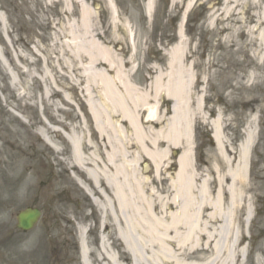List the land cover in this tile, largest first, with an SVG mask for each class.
I'll return each instance as SVG.
<instances>
[{"label":"rangeland","instance_id":"374dc122","mask_svg":"<svg viewBox=\"0 0 264 264\" xmlns=\"http://www.w3.org/2000/svg\"><path fill=\"white\" fill-rule=\"evenodd\" d=\"M78 1L0 0V264H93L89 252L101 249L97 221L103 215V208L93 199L95 195L84 188L89 190L93 185L86 172L93 168L100 171L98 175L102 174L98 162L108 164L107 154L111 156L113 147L122 145L129 124L120 109H115L105 96L108 90L105 79L113 81L125 100H128L126 84L135 86L136 97L139 93L149 94V106H159L160 112L171 116L172 100L162 88L167 80L164 77L168 66L165 50L180 40L181 18L191 0H153L150 14L154 20L146 13V0H81L88 6L84 24L80 23L83 14ZM192 1L185 16L191 11L196 22L183 21L182 34L187 60H193V83L197 78L202 82H198L199 86L191 83L184 87V97H187L184 119L177 124L182 130L181 141L167 152V160L161 163V180L155 175L151 158L144 154L133 155L132 149L126 150L124 155L126 166L132 175L137 171L153 181V187L145 184L147 194L157 190L161 194L168 193L167 199L171 201L175 198L177 202L170 211H176L183 203L182 192L178 191L182 187H168V184L176 180L182 152L190 150L187 167L188 173L191 171L193 175L188 181L192 186L187 202L193 211L200 209V204L207 207L205 213L210 209L216 211L210 231L213 234L215 229L216 240L219 235L222 237V250L227 248L231 252L236 241H240L236 250L243 253L240 252L242 259L237 264H264V137L259 136L262 139L258 151L254 144L246 166L244 162L245 168L250 162L245 177L244 172L239 174L233 185L230 177L238 164L243 131L253 115V111L238 109L236 102L250 97L248 82L252 79L264 86V0L255 5L250 2L249 11L238 12L239 7H236V16L227 20L228 27H242L240 30L244 32L240 37L234 33L225 42H222V37L228 33L223 29L225 25L220 21L219 25H208L220 12L222 0L217 11L213 6L210 12H204L210 13L208 16L203 15V8L211 9L212 4L205 6V0ZM110 3L114 10L110 9ZM161 6L166 10L164 18L175 15L177 21L173 29L156 14L157 7ZM160 26H166V44L163 40L161 44L156 42ZM151 29H154L152 34ZM129 32L134 33L130 42ZM91 40L97 44L93 45ZM105 47L122 59L118 65L115 63L110 68L109 63L104 62ZM245 53L250 60L243 65L242 54ZM237 65L242 69L232 70ZM252 65L256 74L248 72ZM238 70L242 71L238 73ZM158 71L164 78L155 100L154 93L160 87L157 84L160 77L156 79ZM236 83L242 88L232 89ZM257 96L260 103L255 104L264 109L261 95ZM102 101L106 105H102ZM92 104L99 111L105 133L97 131L94 120L87 115ZM142 109L138 113L140 121L147 114V110ZM215 119L219 120L221 128L220 144L207 139V134L214 130ZM159 120L163 129L166 122L162 117ZM261 131L264 133L263 129ZM193 135L200 143L198 139L194 141ZM160 143L163 148L165 141ZM202 148L203 153L199 152ZM253 151L255 154L257 151L255 158ZM134 156H138L137 160ZM104 167L105 172L107 166ZM133 178L128 180L132 182ZM220 184L223 187L218 194ZM202 186L204 194H200ZM241 190L243 197L239 195ZM103 203L108 207V202ZM233 203L235 206L231 208ZM249 203L254 215L249 223L240 221L238 208L242 207L244 215ZM28 206L40 208L42 217L31 231L22 233L15 226V217ZM217 209L227 211L220 229ZM193 219L192 214L189 221ZM79 224L87 227L83 245L88 253L84 261L79 255ZM135 235L143 240L140 232ZM110 242L114 254L130 256L117 237ZM146 255L151 258L143 264L156 263V256ZM219 256L224 262L229 260L228 264L233 261L223 252ZM213 258L218 260L215 255Z\"/></svg>","mask_w":264,"mask_h":264},{"label":"bare ground","instance_id":"6f19581e","mask_svg":"<svg viewBox=\"0 0 264 264\" xmlns=\"http://www.w3.org/2000/svg\"><path fill=\"white\" fill-rule=\"evenodd\" d=\"M80 4L81 14L83 16L80 18V23H85V17L88 16V6L83 4L81 0L78 1ZM191 2V1H190ZM188 2L187 7L190 6ZM250 2L257 3L258 0H224L223 8L221 9L222 21L225 25L223 29L228 30V33L222 37V42L227 41L234 33L236 37H239L240 34L244 31L240 29L242 27H228L230 26L227 22L228 18L235 17L233 15L234 9L238 6L240 9H237L238 12H241L243 9H249ZM146 9L150 10V2H148ZM231 4V5H230ZM110 8L114 10L113 5L110 3ZM251 15V13H250ZM226 20V21H225ZM213 22L210 21L209 25ZM247 32V31H246ZM179 38H182L180 32ZM92 44H97L94 40H91ZM185 46L186 42L181 39L175 45L169 48L167 52V71L165 72V78L167 79L163 84V87L166 91L167 98L172 100L171 103V116H166V113L160 112L159 106H149L148 104V95L146 93H139L136 97V87L131 84H126L125 91L128 96V100H125L119 92L115 89L113 81H108L105 79L106 84L108 85V90L105 93V96L112 101L115 109H120L122 115L125 119L129 120V124L126 125L127 131L126 136L123 139L121 146L116 149H112L113 153L109 156L108 153V164L105 161L98 162V168L101 167L102 174H97V169H90L87 171L89 178L94 182L91 189L87 191L91 195H95V202L102 207L103 215L99 216L98 219V230L101 236L100 247L95 251L89 252L93 256V264H143V262L149 260L148 255L156 256L155 264H198L197 261L205 260L202 264H228V261L221 260L219 253L223 252L228 255L229 259L233 258L231 264H235V261L240 259V252L236 248L240 245V241H236L233 250L230 252L227 248L222 250L220 245L222 237L218 236L216 240L215 229L212 234L211 227L214 225L212 217L216 214V211L210 209L207 213L205 210L206 206L202 207L203 204L197 207V211H193V208L190 203L187 201V195L190 197V188L191 183L188 181L192 179V172L188 173V155L189 150L185 149L182 152L181 158L179 159L180 165L178 168V175H176V180L173 181L171 178L170 184L168 187L179 186L182 187L178 191L182 192L183 203H177V210L170 211L174 208V204L177 201L175 198L171 201L170 195L161 194L157 190L146 192L145 184H150L152 186L153 181L148 176L139 175L137 171L132 175L127 169L126 159L124 155L126 150L132 149L133 155L137 153L138 155L144 154L147 157H150L152 162V167L155 172V175L160 178L161 174V163L164 160H167V152L174 147L179 141H181L182 130L178 128L183 119L184 114L183 110L186 106V99L184 97V87L189 86L192 83V62H188L185 67ZM104 51V61L109 63V67L112 68L115 63L117 65L122 60L114 56L111 52V49L105 47ZM93 60V61H92ZM91 61L94 62V59ZM110 61V62H109ZM113 65V66H112ZM120 67V65L118 66ZM120 71V69L118 70ZM118 73V72H117ZM159 84L158 90L155 91L154 96L155 100L160 95L159 90L161 88V79L164 77L161 76V71H158ZM192 76V78H191ZM188 83V79H190ZM175 79V81H174ZM101 96V95H100ZM102 97V96H101ZM109 101V102H110ZM104 101H102L103 103ZM102 105H106L103 103ZM147 110L146 116L141 121L138 119V113L140 109ZM148 108V109H147ZM159 111H158V110ZM89 111L94 120V125L97 131L100 133H105L103 124L99 120V111L97 107L92 104L89 105ZM156 113H158L156 117ZM164 118L166 122L163 129L160 128V123L162 122L159 118ZM148 125L145 126L144 124ZM214 128V138L220 144V127L218 120L215 119L213 122ZM159 126L158 129H155L156 126ZM117 127V126H116ZM250 127V126H249ZM247 127V132L245 131V139L239 144V156L238 164H235V171L230 175L232 177V183L236 182V176L243 174L245 167L244 162L249 155L250 146L253 141V128ZM249 128V129H248ZM129 132L132 135L129 138ZM165 141L163 148H160L161 141ZM149 146V147H148ZM135 159L138 156H134ZM145 158V157H144ZM118 159H121L120 162H117ZM223 159L227 162L229 160L226 157ZM137 160V159H136ZM80 164V162H78ZM107 166V173L104 172L105 167ZM216 171L220 172L217 167ZM111 171V172H110ZM134 176L132 182L128 179ZM221 178V176L219 175ZM100 178L102 180H100ZM205 182V181H204ZM223 185H220L219 190ZM205 188L201 187L200 194H204ZM218 190V194L220 193ZM152 195H155V198H151ZM243 197L242 190L239 194ZM202 200H199V202ZM233 201V198L230 202ZM103 202H108V207ZM220 205V204H219ZM235 206V203L232 204L231 208ZM215 210V209H214ZM217 213L220 220L219 229L223 226L224 221L226 220L227 211L222 212L217 209ZM194 215V219L189 221V217ZM205 217V218H203ZM249 218V214L246 217V220ZM170 219V221H168ZM227 222H225L226 224ZM87 230V227L82 226L81 224L77 227V234L81 237L82 241L84 239V234ZM93 230V228H90ZM140 232L143 240H138L136 233ZM117 237L122 240L125 246L127 247L130 256L124 255L122 253L114 254L111 250L113 249V243H108L111 238ZM241 240L244 238L242 233L239 235ZM159 249V252L156 253L155 250ZM215 255L218 257V260L212 259L213 256L207 257L206 255ZM193 261V262H191ZM196 261V262H195Z\"/></svg>","mask_w":264,"mask_h":264},{"label":"water","instance_id":"95a60500","mask_svg":"<svg viewBox=\"0 0 264 264\" xmlns=\"http://www.w3.org/2000/svg\"><path fill=\"white\" fill-rule=\"evenodd\" d=\"M39 216L37 210H26L18 215V227L27 230L32 227Z\"/></svg>","mask_w":264,"mask_h":264},{"label":"flooded vegetation","instance_id":"af4514ba","mask_svg":"<svg viewBox=\"0 0 264 264\" xmlns=\"http://www.w3.org/2000/svg\"><path fill=\"white\" fill-rule=\"evenodd\" d=\"M247 101H249V102H244V104L240 101V103L242 104V105H244L245 107H250L252 104H254L253 102H255V100H252V102H251V100H247ZM241 117L243 118L244 116L243 115H241ZM245 118V117H244Z\"/></svg>","mask_w":264,"mask_h":264}]
</instances>
